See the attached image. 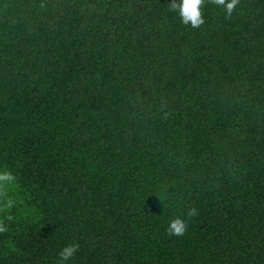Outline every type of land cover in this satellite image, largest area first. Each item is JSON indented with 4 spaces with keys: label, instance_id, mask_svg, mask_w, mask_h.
Returning a JSON list of instances; mask_svg holds the SVG:
<instances>
[{
    "label": "trees",
    "instance_id": "16d2710c",
    "mask_svg": "<svg viewBox=\"0 0 264 264\" xmlns=\"http://www.w3.org/2000/svg\"><path fill=\"white\" fill-rule=\"evenodd\" d=\"M172 2L0 0V264H264V0Z\"/></svg>",
    "mask_w": 264,
    "mask_h": 264
},
{
    "label": "clouds",
    "instance_id": "9594fccd",
    "mask_svg": "<svg viewBox=\"0 0 264 264\" xmlns=\"http://www.w3.org/2000/svg\"><path fill=\"white\" fill-rule=\"evenodd\" d=\"M212 2L217 8H222L229 17L232 16L233 12L240 4V0H212ZM170 5L171 10L178 13L185 26L190 25L191 28L198 29L205 23L203 15L204 0H173ZM0 180L12 181L14 177L10 173H4L0 174ZM194 215H196V210L192 209L187 214V217L190 218ZM187 227V218L178 216L169 222L167 231L170 235L182 236L186 232ZM2 230L3 229L0 228V231ZM77 251L78 245L75 244L64 247L59 253V264H67Z\"/></svg>",
    "mask_w": 264,
    "mask_h": 264
}]
</instances>
